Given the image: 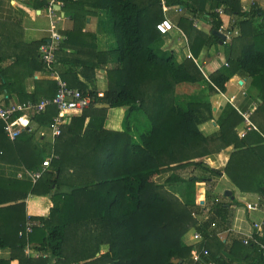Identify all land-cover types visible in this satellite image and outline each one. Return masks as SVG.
<instances>
[{"label": "trees", "instance_id": "16d2710c", "mask_svg": "<svg viewBox=\"0 0 264 264\" xmlns=\"http://www.w3.org/2000/svg\"><path fill=\"white\" fill-rule=\"evenodd\" d=\"M38 1L48 4L47 0ZM61 2V9L70 13L77 3ZM79 2L88 3L89 11H103L113 22L115 48L97 52L96 66L82 72L89 80L88 71L95 76L97 67L106 69L107 89L99 98L86 83L68 82L71 88L92 96L94 103L80 116L70 118L56 139L51 167L36 183L0 175V249L11 251L10 258L0 259V264H191L196 251L185 244L184 237L193 228L205 241L228 231L238 201L214 197L208 191L204 207L184 204L155 178L188 166L202 168L211 176L222 175L196 161L211 154V143H219L217 150L237 146L235 129L243 123L242 116L232 107L225 108L219 134L206 138L200 126L213 119L211 104L181 98L189 88L204 84L223 93L230 79L240 74L251 79L264 99V21L256 24L264 19V10L255 0L248 6L242 0H167L173 9H181L173 12L174 24L186 34L195 59L203 50L224 42L214 33L224 27L217 10L223 9L232 18L226 31L238 34L228 44L229 66L207 79L194 60H179L173 50L164 49L168 35L156 28L164 18L160 0ZM199 18L209 21L208 33L194 25ZM43 43L33 46L38 50ZM88 46L92 48L91 43ZM44 69L40 60L37 71ZM5 73L0 67V95L8 86ZM43 84L45 97H55L57 83ZM28 101L20 98L21 103ZM30 101L38 102L36 98ZM98 105L126 110L123 131L103 127L107 109ZM57 113L51 107L35 119L46 126ZM4 126L0 120V164L39 170L48 152L27 130L18 140H8ZM181 180L175 175L166 185ZM195 182L191 179L190 185ZM232 183L245 192L243 182ZM247 183L256 186L264 209V173L257 184ZM30 197H48L52 202L49 214L29 216L26 200ZM203 213L205 218L199 222L195 216ZM30 221L36 225L26 235ZM32 243L37 244V257L26 253ZM104 245L109 251L101 254ZM224 245L214 251L206 247L216 264H234L227 255L248 264H264V251L253 242L245 245L242 237H237Z\"/></svg>", "mask_w": 264, "mask_h": 264}, {"label": "crops", "instance_id": "0c3cea01", "mask_svg": "<svg viewBox=\"0 0 264 264\" xmlns=\"http://www.w3.org/2000/svg\"><path fill=\"white\" fill-rule=\"evenodd\" d=\"M73 1L77 3L73 11L70 9L71 13L64 9H57L63 19L58 25V33L64 37L57 54V70L66 83L72 84L79 80L86 83L89 90L95 89L97 93L104 94L107 89L106 69L97 67L95 76L92 75L91 70L88 71L86 76L89 80L84 77L82 72L86 67L95 65L94 62L97 63V59L94 58L97 52L115 48L116 43L112 31L113 22L103 11H89L88 3H80L79 0ZM253 1L242 0V3L244 5L248 3L249 5ZM257 2L264 10L263 2L260 0H257ZM42 4L43 1L38 0H0V67L6 72L5 82L8 84L7 90L0 95V102L3 104L18 103L20 98L23 97L29 99V101L33 98L38 101L46 98L44 95L46 89H43L46 86L43 83L52 80L44 71H37L40 53L39 49L37 50L36 46H33L35 43L48 42L51 35L46 11L47 3ZM72 13L81 18H74ZM169 14L168 17L171 19L170 16L172 15L175 21V14ZM196 20L198 22L197 28L207 33L210 31L208 21L203 18ZM262 20L264 21V19H260L256 24L260 25ZM223 22V28L228 29L232 23V18L225 15ZM91 34L95 38L90 37ZM168 37H172L174 40L170 42V48L165 45L164 49L173 50L179 60L188 58L187 54L191 51L181 34L175 31ZM88 43H91L92 48L96 51L91 53L92 48L88 46ZM229 53V45H223L222 43L203 50L195 60L202 69L204 76L209 79L210 74L225 67V64L228 63ZM193 92L192 97L194 100L201 103H210L212 106L213 119L200 126V130L206 138H213L219 134L221 130L220 119L227 107L234 108L240 116L241 113L248 114L251 123L256 127V129H247L243 120V123L235 129L237 135L235 143H237V146L230 145L217 150L216 145H219V143L216 145L211 143L212 146L210 145V147L214 148L211 154L196 161L204 163L211 169L220 171L221 176H211L209 172L202 168L188 166L184 169L164 172L155 178L158 184L165 185V189L184 204L195 203L197 206L204 207L207 202L208 191L214 197H226L225 194L228 191L232 193L234 199L228 198L231 201L237 200L238 204L233 207L231 228L228 231L215 234L214 238L209 241L203 239V243L200 244H193L192 236L194 231L197 232L195 228L190 231L188 239L184 237L187 246L194 247L198 251L203 246H209L214 251L221 244L227 246L235 238L250 234L252 224L264 218L262 199L256 192L257 188L255 185L247 183L257 184L264 173V99L261 98L257 89L251 84V79L240 74L230 79L226 84V91L223 93L211 91L208 84L195 87ZM5 98L9 99L6 100ZM106 111L103 122L104 128L111 131H123L126 110L123 108H109ZM35 117L36 115L33 114H23V123L27 124L28 129L30 128L27 130L28 133L33 134L39 145L43 146L48 152L47 157L52 154L55 155L54 146L57 140L53 141L51 134L48 138L49 125H40ZM69 121L70 118L67 119V124ZM24 168L0 164V175L16 178L19 173L24 171ZM175 175L177 178L182 179V183L166 185L167 180ZM193 178L196 179V182L190 185ZM234 180L244 183L242 187L245 192H241L236 185H233ZM26 204L29 216L44 217L49 214L50 207H52V202L48 197H30L26 200ZM249 206L253 209H250ZM203 214L195 217L201 218L199 220L202 221L205 218V213ZM36 246L35 243L28 244L29 250L33 252L31 255L33 257L38 255L35 251ZM108 251L109 247L104 245L100 253L104 254ZM222 252L225 255V249ZM10 256L11 251L9 249H0V259L6 260ZM227 257L234 264H248L230 255H227ZM191 264L193 263L191 262Z\"/></svg>", "mask_w": 264, "mask_h": 264}, {"label": "built area", "instance_id": "2783aa9c", "mask_svg": "<svg viewBox=\"0 0 264 264\" xmlns=\"http://www.w3.org/2000/svg\"><path fill=\"white\" fill-rule=\"evenodd\" d=\"M160 5L162 7L164 18L157 25L156 28L158 32L164 36L170 35L171 33L177 31L184 38L188 44L187 36L173 21L168 17V13L171 10L181 12L179 8H172L168 4L167 0H160ZM63 3L61 0H50L47 4L46 11L49 18V31L51 33L49 41L43 43L39 48L40 60L44 65V72L52 81H55L58 85V91L53 98H43L42 100L34 103L32 101L28 102H18L3 104L0 102V120L5 123L4 132L8 140L14 142L18 140L25 130H29L27 124L23 123V114H33L37 115L43 112H46L47 109L55 107L57 109V116H55L52 122L49 124L48 129L50 131L53 141L59 138L62 133L65 125L67 124V119L75 116L77 114L83 113L84 110L90 108L94 103V98L90 95L84 94L78 89L71 88L62 78L57 70V54L60 50V47L64 41V37L58 33V25L62 22V17L57 10L62 8ZM220 18L223 20V17L226 15L223 9L217 10ZM194 25L197 27V22L194 20ZM224 36V45H228L233 40V37L237 32H227L220 31ZM188 59L194 60V56L189 53ZM198 65V63H197ZM228 67V63L225 64ZM202 71V69H200ZM99 98H103V93H98ZM241 116L246 124L247 129H256V127L251 123L249 115L241 113ZM56 156L52 154L49 157H46L43 161L39 170H28L24 168V171L17 175L18 179H29L32 183L38 182L51 167L53 159ZM250 209H253L249 206ZM36 223L30 221L26 227V235H29L33 232L34 226ZM215 227V225H213ZM243 239L245 245H249L250 242L255 243L261 250L264 251V218L260 221L254 222L252 224V232L248 235L240 236ZM193 244L203 243V237L199 232H196L192 236ZM28 255H32L33 252L27 247ZM35 254V253H34ZM39 255H36L37 257ZM193 264H216L215 261L211 258L209 250L206 246H203L199 251H196L192 256Z\"/></svg>", "mask_w": 264, "mask_h": 264}, {"label": "rangeland", "instance_id": "374dc122", "mask_svg": "<svg viewBox=\"0 0 264 264\" xmlns=\"http://www.w3.org/2000/svg\"><path fill=\"white\" fill-rule=\"evenodd\" d=\"M256 1H257V0H256ZM258 1H259V0H258ZM260 1H262V2H263V5H264V0H260ZM242 4H244V3H242ZM245 5H248V3H245ZM263 7H264V6H263ZM173 12H174V10H171L169 15L173 14ZM170 17H171V20L174 21V19L172 18V15H171ZM195 21L197 22V20H195ZM206 21H207V20H206ZM208 22H209V21H208ZM197 27H198V22H197ZM225 30H226V29H224V31H225ZM172 40H174V38H172V37H167V38H166V43H165V45H167V47H169V44H170V46H171V43H170V42H171ZM164 47H165V46H164ZM169 48H170V47H169ZM168 50H169V49H168ZM187 56H188V54H187ZM185 59H186V58H185ZM199 63H201V62L199 61ZM106 78H107V74H106ZM107 83H108V79H107ZM107 85H108V84H107ZM193 91H194V87H193V88H189L187 91H185V92L183 93L184 96H183L181 99H184V98H185V99L188 100V99L193 98V97H192V96H193L192 94L194 93ZM103 127H104V126H103ZM47 136H48V138H50V133H49V132H48V135H47ZM199 219L201 220V218H198L197 220L200 221ZM200 222H201V221H200ZM190 231H191V230H190ZM189 233H190V232H189ZM189 233L185 236L187 239L189 238ZM194 233H195V231H194ZM194 233H193V234H194ZM191 235H192V234H191ZM195 251H198V250L195 249Z\"/></svg>", "mask_w": 264, "mask_h": 264}, {"label": "water", "instance_id": "95a60500", "mask_svg": "<svg viewBox=\"0 0 264 264\" xmlns=\"http://www.w3.org/2000/svg\"><path fill=\"white\" fill-rule=\"evenodd\" d=\"M222 41L225 40V36L221 33V32H214ZM99 108H104V109H109L110 107L108 105H98ZM226 197H231L232 199H234V196L232 195V193L230 191L226 192ZM176 263L178 261H175Z\"/></svg>", "mask_w": 264, "mask_h": 264}]
</instances>
